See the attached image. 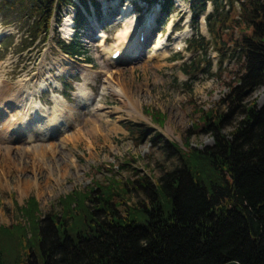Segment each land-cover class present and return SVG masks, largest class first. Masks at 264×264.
<instances>
[{
    "label": "trees",
    "instance_id": "trees-1",
    "mask_svg": "<svg viewBox=\"0 0 264 264\" xmlns=\"http://www.w3.org/2000/svg\"><path fill=\"white\" fill-rule=\"evenodd\" d=\"M225 1L191 0L196 35L188 50L199 58L182 71L204 72L212 46L223 61L237 58L228 92L208 109L191 103L192 125L182 144L152 135L149 126L128 125L140 143L150 138L170 167L154 177L126 159L118 173L110 170L105 181L60 196L47 212L29 197L19 219L0 225V264H264V106L248 101L264 87V0ZM32 2L35 41L50 36L63 7L75 9L76 34L69 42L59 38L58 45L70 57H81L79 35L91 6L99 12V0ZM161 7L169 17L175 0H162ZM206 13L210 39L199 30ZM144 113L164 127L165 114L149 107ZM201 134L213 144L193 147L192 136ZM123 171L130 176L119 178Z\"/></svg>",
    "mask_w": 264,
    "mask_h": 264
},
{
    "label": "rangeland",
    "instance_id": "rangeland-1",
    "mask_svg": "<svg viewBox=\"0 0 264 264\" xmlns=\"http://www.w3.org/2000/svg\"><path fill=\"white\" fill-rule=\"evenodd\" d=\"M99 2V12L91 8L89 20L79 35L85 53L81 60L71 62L58 45L59 38L69 42L75 33L73 27L69 35L64 34L66 21L75 17V11L70 6L63 7L61 14L53 20L50 36L42 35L35 41L31 38L35 36L32 23L36 13L32 9V0H0V33L3 35L0 38V75L10 82L12 93L18 91L21 80H29L30 90L33 91L40 81L51 83L54 79L60 85L55 92L72 104L77 118L74 121L76 127L67 128L63 136L66 137L67 133H80L74 134L79 137V141L68 143L63 141V137L48 141L37 138L22 143L0 142L3 147L8 145L12 148L7 158L5 149L1 148L4 150L0 163L2 164L3 159L13 163L9 166L12 170L8 174V187H0V225H11L19 219V207L29 197L35 196L42 211L47 212L52 206H56L60 196L75 188H84L93 180L105 181L111 175L110 170L118 173L117 166L124 164L126 159L143 174L160 176L162 169L170 167L171 162L165 160L161 149L153 145L150 138H145L140 143L128 130V125L149 126L153 129L152 135L160 133L165 140L182 144L192 125L191 103L208 109L228 92L226 84H233L234 73L239 67L237 58L224 57L223 61L220 53L212 46L208 51L211 65L203 62L201 67L205 69L204 72H192L190 75L183 73L182 67L185 64L199 58L188 50L189 40L196 35L189 5L191 0H175L176 10L169 17L161 11V0L154 4L142 0ZM111 4L112 8L109 7ZM223 4H229V0ZM125 7L132 8L130 17L137 21L138 26H145L146 20L152 19V33L150 39L147 33L144 35V42H139L143 31L135 36L132 50L147 40L142 54L137 57L136 53L128 52L124 60L112 63L107 58L105 49L116 45L117 35L124 29L117 16L119 11H125ZM228 9L227 6L226 10ZM237 10L239 11L238 8ZM208 11L211 13L213 8L209 7ZM199 30L204 37L210 39L203 17ZM100 33L105 34V42L96 38ZM183 33H187L179 41L183 51L178 52L175 40ZM160 40L167 43V59L150 57L155 53ZM54 61H61V65L54 66ZM59 70L65 72L60 73ZM87 71L91 72L89 77L86 76ZM108 75L113 79L110 82L116 88L114 91L108 83ZM85 83L92 96V106L88 109L79 105L80 101L75 95L79 86ZM36 98L45 108H54L49 91L41 92ZM252 100H256L259 108L264 106V87L258 88L248 97V101ZM100 104L104 106L103 119L86 125L94 132L93 145L89 146L82 137V130L86 129L85 118L94 119V111ZM144 107L165 114L167 119L164 127L153 123L145 115ZM31 118L33 120L34 117ZM48 143H57L56 153L50 152ZM38 144L47 146L42 169L36 172L32 162V147ZM191 144L193 147L203 148L212 145L213 139L206 134L194 135ZM30 151L32 152L28 154ZM118 176L123 178L130 174L123 171Z\"/></svg>",
    "mask_w": 264,
    "mask_h": 264
},
{
    "label": "bare ground",
    "instance_id": "bare-ground-1",
    "mask_svg": "<svg viewBox=\"0 0 264 264\" xmlns=\"http://www.w3.org/2000/svg\"><path fill=\"white\" fill-rule=\"evenodd\" d=\"M114 5L116 6V4ZM109 7L112 8L111 6ZM130 11L131 8L126 7L124 16L118 19L123 20L122 22L125 28L118 33L116 45L110 47L109 49H105L106 56L111 61V55L113 54L114 50L116 48L121 50L122 55L118 58L117 61H112V63L124 60L128 52H131L132 54L136 53L137 57L143 53V49L146 46L147 40L140 47H136L132 50V45L134 44L135 36L138 35V32L145 31L150 39L153 25V23H151L152 19H147L145 22V26H138L137 21L129 17ZM72 25V19L66 21L64 28L65 35L70 34ZM186 34L187 33H183L176 38V48L182 46L181 42L179 41L185 38ZM2 36L3 35L0 33V38ZM105 37V34L100 33L97 34L96 38L103 41ZM126 40L130 43L127 46L124 44ZM167 48V43L160 40L156 45L155 53L150 57L153 58L155 56L158 59H167ZM60 65L61 61H54V66L59 67ZM49 72H51V70ZM59 72L64 73L65 71L59 70ZM90 75L91 72L87 71L86 76L89 77ZM39 76H41L40 72ZM108 77L110 88L114 91L116 88L112 85V82H110V79H113L111 75H108ZM28 82L29 80H21L18 91L16 93H12L9 88L10 82L0 75V124L3 125L2 130H0V142L2 143V141H6L10 143H22L23 141L30 142L37 138L43 141H48L54 138L58 139L60 137H63L62 139L66 143H68L69 141H79V137H75V135L77 134L80 135V133L78 132H75V135L67 133L66 137L63 136L66 133L67 128L76 127L74 121H76L77 118L75 117L72 104H70L61 94L55 92V89H58L60 87L58 82H55L54 79L51 80V83H47L45 82V80H43L42 82L40 81L37 84V88L33 91L30 90V84ZM86 86V83L80 85L79 91L75 92V95L80 101L79 105L88 109L92 106V96L91 93L87 91ZM45 91H49L51 93L52 101L54 103V108H52L51 110L45 108L42 105V102L36 98L41 92ZM103 110L104 106L100 104L94 111V119L91 118L89 120L85 118V126L88 124H94L97 121H101L105 114ZM32 116L34 117L33 120H31ZM85 128V130H82V137L84 141L89 144V146H92V140L94 136L93 129L87 126ZM46 146L43 144H38L32 147L33 152H27L28 154L31 152L34 153V161L32 162L36 172L39 169H42L43 157L46 155ZM47 147H51V153H56V151L58 150L57 143H48ZM1 148L5 149V155L7 158L12 148L8 145L3 147V145L0 144V159L2 158L4 150H2ZM2 164L0 163V187L7 188L9 185L8 174H10L12 170L9 166H12L13 163H11V161L8 162L3 159Z\"/></svg>",
    "mask_w": 264,
    "mask_h": 264
},
{
    "label": "water",
    "instance_id": "water-1",
    "mask_svg": "<svg viewBox=\"0 0 264 264\" xmlns=\"http://www.w3.org/2000/svg\"><path fill=\"white\" fill-rule=\"evenodd\" d=\"M226 264H240V263H238L236 261H233V262H229V263H226Z\"/></svg>",
    "mask_w": 264,
    "mask_h": 264
}]
</instances>
